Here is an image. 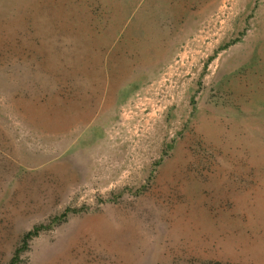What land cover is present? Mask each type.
<instances>
[{
	"label": "rangeland",
	"instance_id": "374dc122",
	"mask_svg": "<svg viewBox=\"0 0 264 264\" xmlns=\"http://www.w3.org/2000/svg\"><path fill=\"white\" fill-rule=\"evenodd\" d=\"M66 208L17 264H264V0H0V264Z\"/></svg>",
	"mask_w": 264,
	"mask_h": 264
},
{
	"label": "trees",
	"instance_id": "16d2710c",
	"mask_svg": "<svg viewBox=\"0 0 264 264\" xmlns=\"http://www.w3.org/2000/svg\"><path fill=\"white\" fill-rule=\"evenodd\" d=\"M24 53H30L29 48H23ZM31 54V53H30ZM80 211L79 208H66L60 214L51 217L48 223L34 225L31 229L25 231L20 239L18 246L14 249V253L7 264H17L20 259V254L26 250L28 242L37 236L41 230L48 229L51 226L57 225L64 220L70 213Z\"/></svg>",
	"mask_w": 264,
	"mask_h": 264
}]
</instances>
